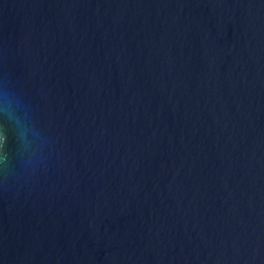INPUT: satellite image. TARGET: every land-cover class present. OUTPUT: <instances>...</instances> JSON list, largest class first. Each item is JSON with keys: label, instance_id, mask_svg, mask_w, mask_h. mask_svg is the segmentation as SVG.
Masks as SVG:
<instances>
[{"label": "water", "instance_id": "water-1", "mask_svg": "<svg viewBox=\"0 0 264 264\" xmlns=\"http://www.w3.org/2000/svg\"><path fill=\"white\" fill-rule=\"evenodd\" d=\"M0 264H264V0H0Z\"/></svg>", "mask_w": 264, "mask_h": 264}]
</instances>
